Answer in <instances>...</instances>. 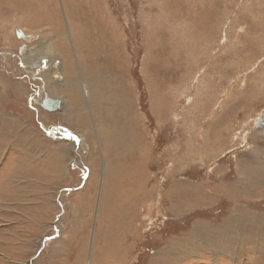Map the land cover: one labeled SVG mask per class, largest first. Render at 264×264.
<instances>
[{
    "label": "rangeland",
    "instance_id": "374dc122",
    "mask_svg": "<svg viewBox=\"0 0 264 264\" xmlns=\"http://www.w3.org/2000/svg\"><path fill=\"white\" fill-rule=\"evenodd\" d=\"M19 31L91 113L44 109ZM262 115L264 0H0V264H264Z\"/></svg>",
    "mask_w": 264,
    "mask_h": 264
},
{
    "label": "bare ground",
    "instance_id": "6f19581e",
    "mask_svg": "<svg viewBox=\"0 0 264 264\" xmlns=\"http://www.w3.org/2000/svg\"><path fill=\"white\" fill-rule=\"evenodd\" d=\"M88 35H89V33H88ZM18 39H21V40L20 41H14V44L17 46L16 49L18 50V55L20 57L19 59L20 60H26V63L24 62V64L23 63L22 64L24 66H27V65L28 66H30V65H34L35 66L34 69H33L34 71H33L32 74H34L36 76V79H37L36 81L38 83H41V85L43 87V91L46 92V89H48V88L50 90H51V88L52 89L53 88L55 89L54 90V94L55 95H52L53 94L52 91H51L52 94H50L48 92L49 95H51V96H49L47 92L45 94L42 93L43 94L44 101L46 99H52V100H58V101H60L58 110H55L54 112L56 113L58 111H62V109L64 108L63 116L64 117H68V115H70V113H72L73 110L78 107V106H75V101H77V102L81 103V105L79 106V108L81 110H80V112L75 113V115L78 114L77 116L81 117V115H83V110L86 111V109L89 110L90 113H91V111H92L91 110V107H94V106L97 105V104H94V103L96 101H98V100H101L100 98L104 95V91L101 90L103 88L100 85H97L98 83L94 84V82H96V81L99 82L101 80V78L100 79L95 78V81L92 83V86L89 85V83L87 84V82L86 83L84 82V80H85L84 78H86L87 76H86V74L84 72V69H83L81 63H80V53H79V51H77L78 49H75V47L72 45V48L70 50H68L70 48L69 47L70 45H67L65 43V40H64V41H62V43L57 44V47H59L61 49V50L59 49V52H58L57 49H56V47L54 46V44L52 42L51 43L50 42L47 43V40L46 41H41V38L39 37V35H37V33L36 34H31V33L29 34L28 32H26L25 34L23 33V37H20ZM91 42H93V41H91ZM37 44H39V46ZM43 45H45V46L47 45V47L49 48L48 49V52L51 54V57H52V61L51 62L49 61L48 64L45 61V60H47V58H43V57H46L47 51L44 52V53H42V51L39 50L40 47H43ZM37 48H38V51H37ZM91 49H92V47H91ZM74 53H75V57H76L75 59H76L77 65H75L76 62L73 63L72 62V59H71V57H74ZM95 53L97 54L98 53V50L97 51L96 50L89 51V54L86 55V57H84V61H87L89 63H93L94 66H92V68L97 73V71L95 69V67H96V63H95V61H96V54ZM30 54L31 55L36 54L37 56H39L38 57L39 59H35L34 60L35 62L33 61V62L30 63V61H31V55ZM70 54H71V57H70ZM59 56L61 57V59H59ZM107 56H109V55H107ZM38 61H45V63H40V64H42V68H41V65L37 63ZM54 61H60V62L57 63V64H55ZM75 66H77V67H75ZM52 68L54 70L53 72H51V69ZM57 70L62 72V75L61 74H59V75H61L60 78H62V82H63V86L60 89V90H62L61 92H62L63 96H60L62 94H60V95L58 94L57 87H55L54 85H52V84L57 83V81H60V78L55 77V75L57 74V72H56ZM79 72H80L81 75L78 74ZM72 73L75 76H79L80 75V77H79L80 79L79 80H77V77L75 78V80L77 81L78 86H75L76 87V90L73 91V94H72V89L70 87L64 88V84H66L68 82L70 83L69 80L72 79L71 78ZM91 79H92V77H91ZM88 85H89V87H88ZM110 92H111V90H110ZM107 96H106V98H107ZM119 105L121 107H125V104L124 103L123 104H119ZM72 116H74V113L72 114ZM261 117H264V115H262ZM95 133H96V138H97V141H98L99 140V136H100L101 133H99L98 131H95ZM115 134L116 133H113L112 134V138L113 139H109V142L110 143H114V139H115V136H116Z\"/></svg>",
    "mask_w": 264,
    "mask_h": 264
},
{
    "label": "water",
    "instance_id": "95a60500",
    "mask_svg": "<svg viewBox=\"0 0 264 264\" xmlns=\"http://www.w3.org/2000/svg\"><path fill=\"white\" fill-rule=\"evenodd\" d=\"M17 37H23V33L22 32H17ZM42 63H45L44 61H42ZM44 109L48 110V111H55L58 110L59 108V104L60 101L58 100H52V99H46L44 102ZM254 126L258 129L261 130V137L264 139V117H260L259 119H256L254 121Z\"/></svg>",
    "mask_w": 264,
    "mask_h": 264
},
{
    "label": "crops",
    "instance_id": "0c3cea01",
    "mask_svg": "<svg viewBox=\"0 0 264 264\" xmlns=\"http://www.w3.org/2000/svg\"><path fill=\"white\" fill-rule=\"evenodd\" d=\"M45 62V61H44Z\"/></svg>",
    "mask_w": 264,
    "mask_h": 264
}]
</instances>
